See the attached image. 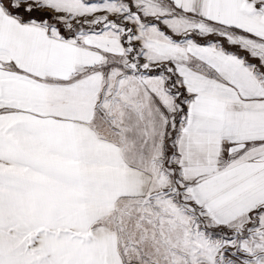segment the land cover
I'll return each instance as SVG.
<instances>
[{
	"label": "snow or ice",
	"instance_id": "6c2138e0",
	"mask_svg": "<svg viewBox=\"0 0 264 264\" xmlns=\"http://www.w3.org/2000/svg\"><path fill=\"white\" fill-rule=\"evenodd\" d=\"M0 264H264V0H0Z\"/></svg>",
	"mask_w": 264,
	"mask_h": 264
}]
</instances>
